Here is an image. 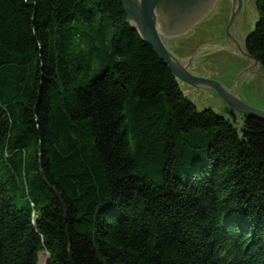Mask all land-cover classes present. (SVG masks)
Returning a JSON list of instances; mask_svg holds the SVG:
<instances>
[{
  "label": "trees",
  "instance_id": "1",
  "mask_svg": "<svg viewBox=\"0 0 264 264\" xmlns=\"http://www.w3.org/2000/svg\"><path fill=\"white\" fill-rule=\"evenodd\" d=\"M41 253L264 264V122L199 111L118 0H0V264Z\"/></svg>",
  "mask_w": 264,
  "mask_h": 264
},
{
  "label": "rangeland",
  "instance_id": "2",
  "mask_svg": "<svg viewBox=\"0 0 264 264\" xmlns=\"http://www.w3.org/2000/svg\"><path fill=\"white\" fill-rule=\"evenodd\" d=\"M231 8V0H217L206 19L184 36L161 40L189 73L221 84L241 103L264 111V69L244 56L245 40L257 17L253 0H242L241 21L236 18L228 40ZM178 83L199 111L209 109L240 127L244 117L229 109L215 91ZM47 259V253H41L37 264H46Z\"/></svg>",
  "mask_w": 264,
  "mask_h": 264
},
{
  "label": "water",
  "instance_id": "3",
  "mask_svg": "<svg viewBox=\"0 0 264 264\" xmlns=\"http://www.w3.org/2000/svg\"><path fill=\"white\" fill-rule=\"evenodd\" d=\"M123 7L128 24L137 30L143 42L167 66L177 80L196 89L206 88L216 92L221 100L236 114L244 118H254L264 122V111L247 106L231 95L221 84L196 77L180 64L165 47V41L184 36L203 22L214 8L217 0H118ZM231 15L225 30L226 39H230L231 30L238 17L242 16V0H231ZM245 50V49H244ZM244 56L254 64L258 62L247 52Z\"/></svg>",
  "mask_w": 264,
  "mask_h": 264
}]
</instances>
